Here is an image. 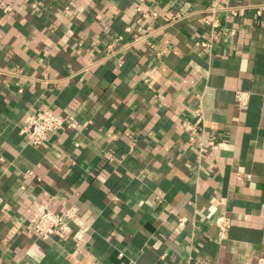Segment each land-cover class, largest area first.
I'll list each match as a JSON object with an SVG mask.
<instances>
[{
  "label": "crops",
  "instance_id": "obj_1",
  "mask_svg": "<svg viewBox=\"0 0 264 264\" xmlns=\"http://www.w3.org/2000/svg\"><path fill=\"white\" fill-rule=\"evenodd\" d=\"M263 5L0 0V264H264ZM199 104L198 141L219 143L201 158L182 127ZM43 109L79 127L34 146L21 129ZM40 202L78 207L68 238L27 230Z\"/></svg>",
  "mask_w": 264,
  "mask_h": 264
},
{
  "label": "built area",
  "instance_id": "obj_2",
  "mask_svg": "<svg viewBox=\"0 0 264 264\" xmlns=\"http://www.w3.org/2000/svg\"><path fill=\"white\" fill-rule=\"evenodd\" d=\"M243 7H228L230 14L232 16H238L241 14V9ZM9 9V8H8ZM140 16L143 19L156 18L157 12H149L143 10L142 6L137 7ZM222 9L221 6L214 5L210 7V11L213 16L206 20V24L211 27L212 34L210 39L202 41V45L205 49H211L212 39L214 32L220 28L222 22L219 18V12ZM264 9V5L258 8V13ZM126 31L129 33L133 32V27L128 26ZM231 35H236L235 30H229ZM121 38L119 37L114 42L108 45V51L110 54H115L118 41ZM138 41V40H137ZM119 65H123V61L120 59L118 61ZM250 92L240 90L237 92V102L240 107L247 106L250 101ZM194 113L197 117V122H183V131L188 134L189 142L191 144H196L195 154L198 158L203 157L205 154L211 150L219 148V143L214 139L208 140L205 142L204 139L198 141L197 136L200 132L204 131V115L202 105H198L194 108ZM79 127L78 122L71 118L70 116H65L62 114H57L51 109H43L37 112L30 113L24 122V125L21 129V133L34 145H42L49 137L51 132L63 130L66 128L76 129ZM79 209L75 205L67 206L62 213H57L50 208L48 202H40L34 209L32 216L29 219L27 230L33 235L41 239L48 238H59L66 239L72 232V221L78 216ZM181 221H185V218H182ZM218 239L219 241H224L228 235L231 228V220L229 217L220 216L218 221ZM119 256L123 257L124 253L120 252ZM188 264H197L196 261L192 258L188 260Z\"/></svg>",
  "mask_w": 264,
  "mask_h": 264
}]
</instances>
